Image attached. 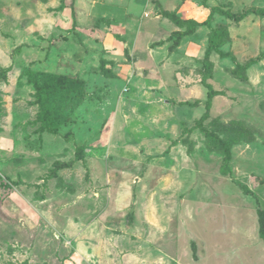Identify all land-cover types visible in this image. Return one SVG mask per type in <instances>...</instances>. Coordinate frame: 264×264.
I'll return each mask as SVG.
<instances>
[{
	"label": "rangeland",
	"instance_id": "obj_1",
	"mask_svg": "<svg viewBox=\"0 0 264 264\" xmlns=\"http://www.w3.org/2000/svg\"><path fill=\"white\" fill-rule=\"evenodd\" d=\"M71 1L0 0V264H264V0Z\"/></svg>",
	"mask_w": 264,
	"mask_h": 264
},
{
	"label": "trees",
	"instance_id": "obj_2",
	"mask_svg": "<svg viewBox=\"0 0 264 264\" xmlns=\"http://www.w3.org/2000/svg\"><path fill=\"white\" fill-rule=\"evenodd\" d=\"M203 1H206V0H203ZM69 6H70L69 8H70V15H71V20H72L71 30H74L77 26L76 14H75V9H74V0L71 1ZM214 11H215V9H210L209 14L207 15L206 19L202 23H197L194 20L181 21L177 18L172 17V15L171 14L169 15L168 13H164V15L167 17L170 16L179 25L180 24L188 25L191 31H193L194 28L199 27V26H205L208 29H210V34L207 38V47H206V50L204 52V60L202 63V66L204 69L209 70L211 68V62L209 61V57L212 53H215L220 58L229 59L232 63H234L235 67L233 69V72L237 73L238 71L246 70L249 66H251L257 60H251V61L242 65V64H239L235 60V57L232 55V53H230V52L223 53L219 50V47L222 44L221 32L218 31L217 29H211L210 28V20H211L212 12H214ZM219 13H220V15L226 17L228 20H230L234 23H238L250 14L262 15V14H264V10H262L258 14L254 13L253 11H250V10H246L242 13H230L228 11H221L220 10ZM185 35H187V34H185ZM27 74H28L29 78L33 77V73L31 71H27ZM237 78L239 80L244 79L243 75L242 76L237 75ZM30 80H33V79H30ZM201 84L207 91L206 92V101L204 103L205 112L207 113L211 107L212 99L215 96L220 95V93L213 91L211 86L205 82L204 78L201 80ZM182 104L193 106L195 103L185 102ZM41 110H42V113L45 114L47 117V129H48V131L49 132H55L57 127L60 125L59 121H56L53 118V116L50 113H48V110L46 109V107L44 106L43 103H41ZM203 118H204V116L201 117V119H203ZM228 161H229V154H228V152H226L225 156L223 158V172L224 173L229 172ZM257 218H258V224H259L258 235H259V238L264 241V211L263 210H261V209L257 210Z\"/></svg>",
	"mask_w": 264,
	"mask_h": 264
}]
</instances>
